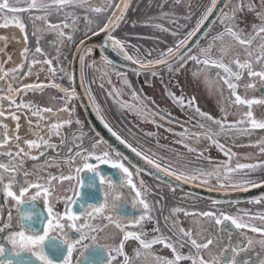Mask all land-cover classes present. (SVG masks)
I'll return each mask as SVG.
<instances>
[{
  "label": "snow or ice",
  "instance_id": "obj_1",
  "mask_svg": "<svg viewBox=\"0 0 264 264\" xmlns=\"http://www.w3.org/2000/svg\"><path fill=\"white\" fill-rule=\"evenodd\" d=\"M230 2L231 0H210L195 25L183 35L165 27L163 23L146 21L145 26L171 32V35L176 37L172 46H167L166 49L148 50L146 54L112 34L124 20L129 0H106L104 6H89L85 8V12L104 14L105 18L96 27L99 32L107 34L108 39L105 43L120 53L125 60L133 61L139 65L138 71L151 72L152 76H156L157 72L153 70L154 67L164 65L170 72H179L191 61L194 68L193 77L199 78L203 75V82L209 91L211 92L215 86L224 98V107L221 108L223 118H216L209 112L202 111L196 104L194 96L186 98L183 94L177 95L172 91L167 93L173 104L195 113L204 121H197L195 125H192L200 131L191 132L189 128H183L181 132L174 133L180 137L176 143L182 145L189 153H196L200 158L204 156V152L198 151L189 141L195 139L199 143L201 139H204L210 145L217 147L227 158L225 161L213 164L211 157H204L209 161L210 167L197 166L190 170L175 168L172 163L166 162L164 157L154 159L155 153L145 154L138 151L132 144L123 140L117 132L109 128L113 136L121 143L127 144L132 152L142 156L157 172L172 177L176 181L208 184L213 177L220 181L233 179L235 174L242 173L239 180L240 185L264 188V180L257 181L249 178L251 172L264 169V162L236 163L233 166L232 157L236 153L227 149L218 139L220 135H227L230 132L247 134L250 130L264 129V113H261L260 118H257L252 111V105H264V98H248V90L256 88L257 79L264 84V0H260V10H257L255 0H248L246 5L244 0H237L233 7L228 8ZM88 4L89 0H0V15L5 16V22L0 24V27H9L7 13H29L30 15L40 13L34 15V19L44 21L49 29L56 32L58 37L72 40V35L65 33L63 29L72 27L75 30V20L78 17L73 19L72 25L67 22V19L62 21L63 28L60 24L52 23L47 18L52 15L53 11L64 12L65 17L73 16L74 14L67 9L84 8ZM245 10L254 13L255 19L259 20V23L251 24V31L240 28V23L243 22L240 19V14ZM163 15L168 16L167 13ZM86 21L89 25L93 24V20L88 19L87 16ZM11 23L21 30L25 28L19 15L12 16ZM213 25H217L220 30L212 33ZM88 31L96 34L91 27ZM198 33L205 39L203 46L199 43ZM210 33L212 34L210 35ZM193 37H197V40L193 41ZM0 40H6V37H0ZM83 43L84 41L81 40L80 44L83 45ZM130 47L132 48L131 52L129 51ZM3 50L0 48V52ZM77 51L90 53L91 49L78 48ZM24 52H28L27 47L24 48ZM35 52L43 54V49L37 47ZM154 52L155 56H153ZM11 59L12 57L9 55L8 61ZM102 59L107 64H112L108 56H103ZM8 61L4 63L6 64ZM79 62L81 65L80 80L83 83L85 68L83 55L79 57ZM40 63L48 65L47 69L42 70L51 73L53 77L57 73L64 74L61 79L67 76L69 85L65 87L53 79L47 83H21L19 87H14L9 77L16 79V74L24 69V64H13L8 68H5L4 64H0V81L7 84L6 89L0 88V192L3 193L6 200L13 202L12 207L16 210L15 215L9 210L5 219L3 210L0 209V264H73V253L78 249L80 257L76 264H114V262H119V264H181L184 261H187L188 264H250V257L249 259L238 258L242 253L250 252L256 245H259L260 249L257 255L264 256V212L251 213L242 210L241 214L232 215L220 209L189 211L186 208L174 207L171 209L169 231L173 232L175 240L173 236H167L161 232L158 225L153 229L155 234L151 238H148V234L139 228L129 231L127 227L129 224L138 226L141 222L153 218L151 215L152 205L147 199L148 189L145 182L140 179L137 183L135 179L143 169L131 170L125 164L127 158L123 157L120 152L101 150L100 145L104 143L102 139L93 140L89 147H85L86 133L82 129L79 135H73V147L68 148V155L65 159L69 168L75 164L74 175L62 172L59 177L51 173L41 176L39 172H35L33 174L37 176L36 181L25 179L21 184L17 180V176L21 174L25 158L39 160L48 149L62 148L67 140L62 130L73 124V120L67 118L65 114L70 111L68 104L77 95L71 83L75 79L74 74L67 72L62 66L53 65V61L48 59L46 61L32 60L24 77L32 76V67ZM95 63L93 61L89 67L94 66ZM117 75L123 76L124 74L117 73ZM145 82L150 83L148 80ZM123 83L125 86H129L127 78ZM45 88H55L62 93L59 99L63 107L54 109L34 104L31 101L25 102L22 98L19 102L17 100V97L26 95L30 90L42 91ZM240 89H243V93L239 91ZM108 95L119 97L120 92L114 88ZM132 97L136 103L120 100L121 106L134 109L142 116L147 115L150 117V122L156 124L158 128L163 126L156 120V117L160 116V112L148 108V104L153 103L152 101L146 102L145 98L135 90L132 91ZM232 105L246 107L247 110L243 112L241 119L234 121L227 119ZM94 107L99 118L104 120L100 105L96 103ZM21 112L32 118L28 119V128L26 129L32 134L33 138L31 139H24L18 134L21 127L19 123L21 115L17 113ZM170 116V113H166L164 116H160V119L166 120ZM8 118L16 121L15 134L11 132L9 124L5 122ZM33 119L36 121L35 126H33ZM75 123L81 125L82 122L77 119ZM105 126L108 127L107 123ZM181 126L183 127V124ZM213 126L217 130H213ZM166 130L173 132L172 128ZM146 135L155 136L156 133L150 132ZM53 136L60 138V144L52 142ZM13 141L15 142V151L9 147ZM256 144L259 147V152L264 154V138L257 140ZM74 149L76 150L74 151ZM55 159L56 157H49L45 160L44 166L59 168V164H49L48 162L49 160L55 161ZM179 162L177 160V163ZM101 165H110L112 169L117 170L120 174L119 180L114 179L112 174L103 172L100 168ZM89 173L92 174L90 178L87 176ZM22 174L25 178L30 175L27 170H23ZM41 180L44 182L41 183ZM53 181L59 183L75 181V185L67 188L66 194L62 197L65 204L62 214L55 212L49 203V198L60 199L53 196ZM86 187L99 188L103 193L102 201L97 199L96 193H89L85 198L81 189ZM125 188L129 189L127 194L123 191ZM245 190L247 189L245 188ZM172 191L175 189L173 188ZM40 197H43L45 204L48 205L46 215L33 210L34 202ZM262 201H264V196L252 202L260 204ZM77 203L80 207L79 212L74 211L72 207ZM127 203H131L133 208L137 205L142 206L143 214L138 218L122 214L120 209ZM217 203L219 201H213V204ZM180 213L186 217H194L192 223L196 226L201 224L200 218H209V223L215 230V237L213 238L207 229L201 232L183 227L178 216ZM40 216L44 218L38 220ZM164 219L167 224L170 217ZM257 220L259 224L252 222ZM101 221H105V223L102 224ZM226 221L234 227L225 224ZM37 223L43 227H37ZM109 226L117 229L122 235L118 242L101 244L99 234ZM235 230L240 231L236 232ZM248 231L261 238L253 239L247 234ZM72 232L79 235L74 237L70 235ZM113 240H116L115 235ZM130 240L135 241L138 245L134 249L133 255H129L126 251V243ZM156 245L170 250L171 256H161L154 252L153 249ZM186 246L189 248L187 254L180 251ZM205 250L208 258L203 255ZM255 264H264V259H259Z\"/></svg>",
  "mask_w": 264,
  "mask_h": 264
},
{
  "label": "flooded vegetation",
  "instance_id": "obj_2",
  "mask_svg": "<svg viewBox=\"0 0 264 264\" xmlns=\"http://www.w3.org/2000/svg\"><path fill=\"white\" fill-rule=\"evenodd\" d=\"M92 2V1H91ZM83 10H85V8H83ZM8 21H9V27L7 28H2L0 27V37H6V40H0V48H3V52H0V64H4L5 68H8L10 66H12L13 64H20L23 63L24 64V69L21 70V72L16 74V79H13L11 76L9 77V80L13 83L14 87H19L21 85V83H39V82H45L47 83L50 80H55L56 83L62 84L63 86L67 87L69 85V81L67 79V76H64L63 79H61V76L64 75L62 73H57V75L55 77L52 76L51 73H48L46 71H43L42 69H47L48 65L46 63H40V64H36L35 66L32 67V76L25 78L24 77V73L27 72L29 64L31 63L32 60H41V61H46L48 59H51L53 61V65H56L58 67L61 66L62 61L60 60V57L62 58V60L66 61L65 65H64V69L69 72V73H73V55H74V51L75 49L80 45V41L84 40V37L92 34L93 32L89 31L87 32V35L82 34L79 32V30H77V26L78 23L75 24V30L70 27V29H63L65 33H69L72 35V37L74 36L73 40H68L66 37H58L56 32L51 30H46L44 29V27H41V25H36V28L32 26L31 24V20H27L26 18H21V20L23 21V23L25 24V28L23 30H21L19 27H17L15 24L11 23V13H7L6 14ZM76 18V15L73 16H68L65 17V14L63 15L62 20L61 19H56V20H50L52 23L55 24H60L62 25V21H64L65 19H67V22L72 25L73 24V19ZM5 22V16H0V24H3ZM191 28L195 25L196 21L194 22V24L192 23L191 20ZM191 28H189L188 30H190ZM119 29L120 27H118L117 29H115L112 34L115 35L116 37H120L121 40H124L121 36H119ZM99 30L98 28L95 29L94 31ZM53 31V32H52ZM47 41H51L48 45L46 43ZM57 41V43L55 42ZM171 41V40H170ZM168 41V42H170ZM39 42V43H38ZM130 44V42H129ZM165 44V45H164ZM168 44V43H167ZM6 45V46H5ZM65 46L64 51L60 52L59 54V50L62 49V47ZM27 47L28 48V52L25 53L24 52V48ZM37 47H40L43 49V54L40 53H36L35 49ZM166 40L165 38L161 39V42H159L158 44H156V49L155 50H160V49H166ZM84 49H91V54H92V60L95 61V59L97 58L98 60H101L102 63H106L102 57L100 56V52L95 49L92 46H85ZM129 51L131 52L132 49L131 47L129 48ZM58 53V54H57ZM11 56L12 59L11 61H8V56ZM60 55V57H59ZM82 55L85 57L86 53L83 52ZM58 56V57H57ZM153 56H155V52L153 53ZM149 58H153V57H149ZM5 61H8V63H4ZM88 61V58H85V65L86 62ZM113 63V62H112ZM107 64V63H106ZM110 65L111 67H113L114 69L121 71L122 74L129 76V78H127V80L129 81V86L127 88H123L120 91V96L115 98V101L117 103L120 104V100H123L127 103H136V101L132 102V91L135 90L137 93H139L142 97L145 98L146 102L148 100L152 101L153 103H149L148 104V108L151 109L152 111H159L161 116H164L166 113H170L171 116L168 117L166 120H160L161 123L163 124H168L171 125L170 128L173 129V132H168L169 135L166 139L161 140H155V141H151V144H146V141L143 140V132H140L139 135L134 134L131 135L129 134L127 131H125L123 129V119L126 116L125 114L121 113L119 114L118 117V121L116 122L114 115L111 113L112 108L110 106V104L108 103V101L106 99L103 100H99L100 102H98V104L100 105L102 114L104 116V121L107 123V125H109V127H111L115 132H117L123 140L127 141V143H130L133 145V147L137 148L138 151H142L145 154H149L151 153H155V156H153L154 159H158L159 157H164L166 162L172 163L173 166L175 168H179L181 169V167H185L183 166L184 163L175 164L176 159L171 160L170 156L168 153H171V149L174 148L176 146V141L178 139H180V137L178 135H174V133H179L183 130V128H192L193 122L190 121V118L187 117H193V112L187 110V109H181L180 107L176 106L175 104L172 103L171 99L168 97L167 93L168 91H172L175 92L177 94L176 89L173 90L169 84L166 85V98L167 100L164 98L163 101L166 102H160L156 100V94L157 95H162V91H160L158 88L155 92H153V94L147 93V91L145 89L142 88L140 81L137 80V77L140 76L138 74H136V72H128V71H124L121 68H115V66H113L112 64H107ZM191 70H189L190 73H192L193 71V64L191 66H189ZM81 69V65H79V72ZM144 72V71H143ZM141 72V73H143ZM157 75L156 76H152L150 73V77H152L154 80L153 82H155L156 84L159 83L156 80V77L158 76H162L163 72L168 73L169 70L167 67L163 68V70H157ZM140 73V74H141ZM80 74V73H79ZM48 76V77H47ZM80 78V76H79ZM117 79V78H116ZM110 81V82H109ZM104 82L108 85V87H104L103 84H101V82H99V80L94 79L91 80L89 73L87 71H85L84 68V80L83 83H80L82 85V88L84 89L86 95L88 96V98L90 99L91 103L93 105H95L97 103L96 98H95V93H93V88H99L98 92H102V93H107L108 91L112 92L113 90V81L112 78L110 77L109 74H106V77L104 79ZM72 86L74 87V80L71 82ZM148 86L152 87L151 83H147ZM159 86L161 87V84L159 83ZM7 84L4 81H0V88H5L6 89ZM185 90H187V93H181L180 95L183 94L186 98H191V97H195L196 98V104L201 108L202 111H206L209 112L211 115H213L216 118H223L221 115L220 116H216L218 114H220L221 112V108L224 107V100L219 99V101H215V104H217V113L211 110H206L203 106L202 103H200L199 99H198V95L194 94L193 90H189L186 87L183 88ZM264 90V86L261 88V91ZM241 91V89L239 90ZM123 94H122V93ZM192 92V95H190V97H188V94H190ZM178 95V94H177ZM251 95V94H250ZM253 95V94H252ZM62 96V93L55 88H45L42 91H28L26 95H22V97H17V100L19 102V100L22 98L25 102L31 101L34 104H40L41 106H45V107H53L54 109H58L63 107L62 102L60 101L59 97ZM256 96V95H255ZM129 97V98H128ZM254 97V96H252ZM55 98V99H53ZM131 98V99H130ZM158 99V98H157ZM235 108V105H232L231 108L229 109V114L230 112H233L232 108ZM239 109V106H236ZM68 108H69V112L66 113V117L69 119L73 120V124L71 126H66L62 131L64 133V135L67 137L66 143L62 148L59 149H48L47 152L45 153L44 156H41L39 158V160H31L28 158H25V162L23 165V168L21 170V174L17 176V180L23 184L24 180H30V181H36L37 176L33 173L35 172H39L41 176L46 175L47 173H51L57 177L60 176V174L63 172L64 174H73L74 175V168H75V164L72 165L71 168L68 167V165H66L65 163V159L68 155V148L73 147V135H79L80 134V130L82 129V131L84 133H86L85 138H84V146L85 147H89L90 146V142L96 139H101L99 137L96 136L92 126L90 125L89 121L87 120V117L84 115L83 113V108H81V105H79V101L77 98V95L71 100V102L68 104ZM122 108H128V107H122ZM175 108H179V110L184 112V117L186 118H181L180 114L182 112H177L176 114H174L172 109ZM262 110V113H264V105L263 107H259ZM236 109V108H235ZM237 109V112H238ZM241 111L244 112L246 111V107L245 106H241ZM254 108H252L253 110ZM258 110V109H257ZM23 111V110H22ZM235 112V113H237ZM254 115L257 118H260L261 113L258 114L256 112H253ZM18 115H21V119L19 121L21 127L19 129V135L24 138V139H31L32 134L28 131H26V129L28 128V119H32L30 116H25L21 113H17ZM196 115V114H195ZM229 116V115H228ZM233 115L227 117V119L229 121H234L233 120ZM144 116L142 115H138L139 120H142ZM145 117H147V115H145ZM179 119V122H176L175 120ZM231 118V119H230ZM79 119L82 123L81 125H77L75 123V120ZM115 119V120H114ZM157 119V118H156ZM159 121V119H157V122ZM172 121V122H169ZM6 123L9 124L10 130L13 134L16 133V129H15V124L16 121L11 120V118H8L6 121ZM35 119H33V126H35ZM120 123V124H119ZM153 124V123H150ZM183 124V127L181 126ZM120 125H122L120 127ZM213 130H217L215 128V126H213ZM191 131V130H190ZM196 131H200V129H194L192 130V132H196ZM259 131L262 132L261 134H264V129H254V130H250L249 133L247 134H242V133H236V132H230V134L227 135H220L218 137L220 143L224 144L225 147L227 149L228 148L226 145V141H232L233 139H238V136H248L250 137V139L254 138L256 136L255 132ZM259 134V135H261ZM204 139H201L200 142L202 143H206L205 141H203ZM207 141V140H206ZM52 142L56 143V144H60V138L53 136L52 137ZM208 142V141H207ZM189 143L192 144L193 147L197 148L198 151H203L204 152V157L205 155L207 156V154H205V148L203 145L197 143L195 141V139L189 141ZM209 143V142H208ZM9 147L12 148L13 151H15V142L13 141L12 144L9 145ZM215 147V146H214ZM100 149L101 150H108L111 152H116L112 147H109L105 142L102 143L100 145ZM76 149H74L75 151ZM219 151V149H218ZM216 152L217 155L216 157L211 158L213 164L217 163V162H222V160L224 159L223 154L219 151ZM232 152V151H231ZM57 153H59V155H57ZM182 153H188L187 149H185L183 147ZM35 154V152H34ZM49 157H56L55 161L49 160V164H59V168L55 167V166H51V167H45L44 163L45 160L48 159ZM233 159H237L236 156L232 157V165H234ZM205 163H208L207 160L203 163L202 165L200 164V166H204V167H210V165H207ZM125 164L126 166H128L131 170L135 171L136 168H133L130 163L125 160ZM101 170L105 173L108 174H112L113 178L116 180H119L120 178V174L117 172V170L112 169L110 165H101L100 166ZM23 170H27L29 171L30 175L28 177H24L22 172ZM257 172V171H256ZM258 173V172H257ZM264 175V174H262ZM88 178H90L92 176L91 173L87 174ZM136 182L138 183L140 179H143L145 182V186L148 189L147 192V199L150 202V204L152 205V220H145L143 222H141L140 225L138 226H133L131 224H129L128 230L129 231H134L137 230V228H139L140 230L146 232L148 234V238H151L152 235H154L155 233L153 232V229L157 227V225L159 226V228L161 229V232H163L165 235L167 236H173V239L175 240V236L173 235L172 231H169L170 226H171V209L174 207H184V200L182 199V192L181 190H176L172 191L173 187L171 185H167L164 184L162 182H159L157 180H154L153 178L147 176L146 174H143L140 172L138 177H135ZM257 179L259 178V175L257 176ZM264 179V178H262ZM44 181L41 180V183H43ZM53 196L54 197H59L60 199H54V198H49V203L51 204V206L53 207L55 212H59V213H63L65 210V204L64 201L62 199V197L66 194V189L74 186L75 185V181H64L63 183H59L57 181H53ZM81 191L85 194V198L87 197V195L89 193H96V197L98 200L103 199V193L102 191H100L99 188H84L81 189ZM123 191L127 194L129 192V189L125 188L123 189ZM67 194H71V193H67ZM189 195V194H188ZM193 198H197V196L190 194ZM130 199V197H129ZM199 199V198H197ZM200 200V199H199ZM95 202V201H92ZM12 203L11 201H8L5 199L4 195L2 192H0V209L3 210V215L4 218H7V212L9 210H11L12 212H14L15 215V208L12 207ZM35 208L33 209L34 211L38 212V213H44L46 215L47 213V207L48 205L45 204L43 197L38 198L35 202ZM73 210L79 212L80 211V207H79V203H77L76 205H73ZM189 211H208V210H212V209H205L203 208H199V207H195L192 206L191 208H188ZM216 210V209H213ZM120 211L122 212V214L127 215L129 217H139L140 215L143 214V209L142 206L137 205L135 208L132 207L131 203H127L122 205ZM223 211L231 214V211L228 209H223ZM182 215V213H180ZM178 214V216L180 215ZM165 217H170L168 223H165ZM43 216L38 217V220L43 219ZM194 219V217H193ZM193 219L190 222V224H185V226L183 225V227L187 228H193L194 231H201L203 232L205 229H207V231H212L215 235V230L213 225H211L209 223V218H200L201 220V224L199 226H196L192 223ZM101 223H105V221H101ZM225 224H228L230 227H234L230 225V222H225ZM39 228H42L43 225H41L40 223H37L36 225ZM215 227H220V226H215ZM236 232H239L240 230H235ZM55 234V233H53ZM248 234V233H247ZM70 235L72 236H78V233H70ZM115 235L116 240H113V236ZM122 235V233H120L119 231H117L114 227L109 226L108 228H106L104 230V232H101L99 234V242L101 244H110V243H114V242H118L119 237ZM138 247L137 243L135 241H128L126 243V251L129 255H133L134 254V249ZM154 248H158V251L156 252L157 254L161 255V256H171V252L170 250L163 248L160 245H156L154 246ZM254 250V249H252ZM250 251L247 253H242V259H249V257L252 259V261H250V264H255L256 261H258L259 259H261L262 256H258V252H259V248L255 249V251ZM91 251V249L89 250V252ZM180 251H182L183 253L187 254L189 252V248L184 247L183 249H180ZM204 255V253H203ZM205 256V255H204ZM80 257V251L79 249L77 251H75L73 253V264H76L77 259ZM205 258H208V256H205ZM141 259H143V257H141ZM114 264H119V262H114ZM181 264H188L187 261L181 262Z\"/></svg>",
  "mask_w": 264,
  "mask_h": 264
},
{
  "label": "rangeland",
  "instance_id": "obj_3",
  "mask_svg": "<svg viewBox=\"0 0 264 264\" xmlns=\"http://www.w3.org/2000/svg\"><path fill=\"white\" fill-rule=\"evenodd\" d=\"M209 2L210 0H131L130 6L127 10L124 20L120 22V26H119L120 29H119L118 34L125 41H127L128 44L130 42L129 45L139 48L141 53H144V54H146L148 50H155L156 44L161 42L162 38H165L166 46H172L175 43L176 37H173L171 35V32H164V31H160L153 27L145 26V22L150 21L153 23H157V22L163 23L165 27L173 31H177L178 34L183 35L186 31H188L189 28H191V23H190L191 20H192V23L194 24V22L199 19V17L204 11L205 6H207ZM247 2L248 0H244L245 5L247 4ZM236 3H237V0H231V2L228 5V8L233 7ZM255 3L257 5V10H260L261 8L260 0H255ZM105 4H106V0H89V4L85 5L84 8H87L89 6H92V7L104 6ZM67 11L72 12L74 15H76V17H78V19L75 20V24L78 23L77 30H79V32L82 34L89 32L88 29L90 27L93 30L97 29L96 25L105 18L104 14H96V13H91V12L86 13L85 10H83V8H74V9L69 8L67 9ZM164 13H167L168 16L165 17L163 15ZM39 14L40 13H35L33 15H30L29 13H19V14L11 13L12 16L19 15L20 18H26L27 20H31L32 21L31 24L35 28H36V25H39V26L41 25V27H44V29L50 30L51 32V29L48 28L47 24L44 21L34 19V15H39ZM63 15H64V12L56 13L55 11H53L52 15H50L47 19H50V20L51 19L52 20L61 19L62 20ZM0 16H4V15H0ZM86 16L88 19L93 20L92 25H89L87 23ZM240 19L243 21L240 23V28L245 29V31H251L252 23H259V20L255 19L254 13L248 12L247 10H245L243 13L240 14ZM61 27L63 28V23ZM67 29H70V27ZM219 30L220 29L217 25L212 26V33H215L216 31H219ZM212 33H210V35ZM117 38L120 39V37H117ZM50 42L51 41L46 40L47 45ZM55 42L57 43V41ZM199 43L203 46L205 44V39L201 37L199 39ZM64 49H65V46H63L62 49L59 50V54L60 52L64 51ZM213 51L215 52L216 49L214 48ZM99 54L101 57H103L101 53ZM85 58H88V61L86 62V65H85V71L89 73L91 80L98 79L99 82H101V84H103L104 87L107 88L108 85L104 82V79L106 77V74H109L113 81V90L115 88L119 90L120 92L123 88L128 87L124 85L123 81L125 78H129V76L127 75L118 76L117 73H121V71L114 69L113 67H111L110 65H107L106 63H102L101 60H98L97 58L95 59V62H96L95 65L89 67V65H92V62H93L91 52L86 53ZM60 60L62 61L61 66L64 67L66 61L62 60L61 57H60ZM112 65L115 66V68H118V69L121 68L122 70L128 71V72L130 71L136 72V74L140 75L137 77V80L140 81L142 88L145 89L147 93L153 94V92H155L157 88L160 91H162L161 93L162 95L159 96L156 94V97L158 98V99L156 98V100L160 102H166V101H163L164 98L167 100L166 98L167 96L166 95L167 93L166 85L167 84H169L173 90L176 89L178 95H180L179 91H181V93H184V94L187 93V90L183 89L185 87L189 90H193L194 94L198 95V99L200 103L203 104L204 108L206 110H211L213 112L215 111L216 113L218 110H217V104H215V101H219V99L224 100L220 92L216 90L215 86L213 87L211 92L209 91L208 87L203 82L204 81L203 75H201L199 78L193 77L192 73L189 72V70H191L189 69L190 68L189 66L192 65L191 61H189L183 68H181L179 72L169 71L166 74L165 72H163L162 76L156 77V80L161 84V87L159 86V83L156 84L155 82H153L154 79L149 76L151 72H143V71H138V69H131V68L128 69L122 66H117L114 63H112ZM163 68L153 69V70L154 71L163 70ZM146 80L150 81L152 86H154L152 87V89H151V86H148V84L145 82ZM263 86L264 84L259 82V80L257 79L256 88L248 90V98H255V99L264 98V90L261 91V88ZM98 90L99 88H96V89L93 88V93H95V98H96L97 103L100 102L99 100L106 99L112 108L111 113L114 115V118L116 119L114 120L116 122L118 121L119 114L123 113L126 115L122 122L123 126L120 125V127L122 126L123 129L127 131L129 134L139 135L140 132H143L142 136H143V140L146 141V144H151L152 143L151 141H155V140L162 141L163 139H166L168 137L169 131H167L166 129L170 128L171 125L161 123L160 121L161 115L156 117L157 119H159L158 123L163 125L162 127L158 128L156 124L154 123L150 124L151 123L150 117L144 116L142 120H139L137 118H138V115L140 114H138L134 109L122 108L121 104L115 101V98H116L115 96L108 95L110 91H108L107 93L105 92L102 93V92H98ZM241 93H243V89H241ZM190 95H192V92L188 94V97H190ZM134 101L135 100L132 99V102ZM259 107H263V105H252V108H254L252 111L258 114L262 113V110ZM235 108L234 107L232 108L233 112H230L229 116L234 114V116L232 117L233 120L241 119L243 115V112L240 109L241 106H239V109H238L235 105ZM237 109H238V112H237ZM172 110L174 114H176L177 112H182L180 114L181 118L182 119L186 118L184 117V112L179 110V108H175ZM220 115L223 117L222 112H220V114L216 116H220ZM187 118H190V121L193 122L194 125L197 123V121L204 122L201 120V118L198 115H195V114H193V117H187ZM175 120L176 122L177 121L179 122V119H176V117H175ZM194 129H197V128L192 127L190 129L191 132ZM150 132L156 133V135L155 136L146 135L147 133H150ZM261 133L262 132L256 131L255 132L256 136L252 139H250V137L248 136H243V137L238 136V139H233L232 141L230 140L226 141L227 147L231 148V151L233 153H236L235 156L237 159H233L234 165L236 163L264 162V154H261L259 152V147L256 144L257 140L264 138V134H261ZM203 141H205L206 143L199 142V144L203 145L205 148V154H207V156L205 155V157H211V158L216 157L217 155L216 152L218 151V148L214 147L213 145H210V143H208L206 140H203ZM182 150H183V146L180 144H176V146L171 149V153H168L169 155H171L170 156L171 160L176 159L175 161L176 165L184 163L183 166L185 167H181V169L188 168L190 170L192 168L200 166V164L202 165L203 161L205 162L207 160L204 158V156L198 158L196 153L188 152V153L183 154ZM226 159L227 158L224 157L222 161H225ZM177 160H179L180 162L177 163ZM207 162L208 163H205V164L209 165L208 160ZM244 171H247V170H244ZM256 171L251 172L249 175V178L257 180V181L263 180L262 178H264V175L262 174H264V169H257ZM258 175L260 179H257ZM241 176H242V173H238L234 175L233 179H222L220 181H218L216 178L213 177L209 181V183L205 185H208L211 187L213 185V186L220 187V188L234 187V186L242 187L245 185L239 184V180L241 179ZM221 184H223V187H221ZM176 190H179V189L176 188ZM181 192H182V199L184 200L183 208H186V209L191 208L192 206L199 207V208H202L203 206V208L205 209H212V210L213 209L223 210L225 208V209L230 210L232 215L241 214L242 210L250 211L251 213L264 212V201H262L260 204L253 203L252 201L234 202V203L226 202L224 204L223 203L213 204V200L204 198L202 196L201 197L197 196V198L200 199L199 200L197 198H193L190 195L192 193H187L182 190ZM192 195H195V194H192ZM13 215H14V212H13ZM179 219L182 222V224L185 226V224H190L189 221H191L193 217L191 216L186 217L182 213V215L181 214L179 215ZM252 222L259 224L258 220L252 221ZM209 233L214 234L212 231H209ZM248 235L253 237V239L261 238L257 234L252 233L250 231H248ZM212 236L213 238L215 237V235H212ZM258 248H259V245H256L253 247L254 250L252 251L254 252L255 249H258ZM153 251L157 252L158 248H154ZM203 253L205 256H208L206 250ZM241 258L242 256L239 257L238 259H241ZM261 259H264V256H262ZM250 261H252V259Z\"/></svg>",
  "mask_w": 264,
  "mask_h": 264
},
{
  "label": "water",
  "instance_id": "obj_4",
  "mask_svg": "<svg viewBox=\"0 0 264 264\" xmlns=\"http://www.w3.org/2000/svg\"><path fill=\"white\" fill-rule=\"evenodd\" d=\"M131 0H129L130 6ZM222 6V5H221ZM129 8V7H128ZM128 10V9H127ZM126 10V13H127ZM125 13V14H126ZM126 16V15H125ZM203 31V29H202ZM84 37L83 45H79L73 55V72H74V88L77 93V98L79 104L84 109V113L92 126L97 137L101 138L109 147H112L116 152L123 154V157H126L127 161L133 168L143 169L141 173L148 175L151 178L159 180L165 184H169L172 187L180 189L187 193L195 194L199 197H204L210 200L219 201V202H245L253 201L261 196H264V188H252L251 186L245 185L242 187H216L208 186L205 184L198 183H184L183 181H176L174 178L165 176L163 173L157 172L152 165L148 164L142 156H138L136 153L132 152L130 148L127 147V144L121 143L115 136L112 135L114 131L111 127H106L104 120H101L96 113L94 105L91 103L90 99L86 95L82 85L80 83V72H79V57L82 55L83 51H77L78 48H84L87 46H92L97 49L102 56H108V58L117 66H122L128 69H138L139 65L135 64L133 61H127L125 58L118 53L115 49L111 48L110 45L106 44L105 41L108 39V36L104 32H99V30ZM199 39L202 37L199 33L197 34ZM193 41L197 40V37L192 38ZM194 46V45H193ZM165 67L164 65L155 66L154 69H160ZM109 128L112 131H109ZM264 180V179H263ZM260 181V180H259ZM245 188L247 190H245Z\"/></svg>",
  "mask_w": 264,
  "mask_h": 264
},
{
  "label": "bare ground",
  "instance_id": "obj_5",
  "mask_svg": "<svg viewBox=\"0 0 264 264\" xmlns=\"http://www.w3.org/2000/svg\"><path fill=\"white\" fill-rule=\"evenodd\" d=\"M126 15V14H125Z\"/></svg>",
  "mask_w": 264,
  "mask_h": 264
}]
</instances>
